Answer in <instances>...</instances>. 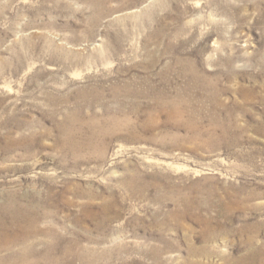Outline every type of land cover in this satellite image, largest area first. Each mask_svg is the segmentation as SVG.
Listing matches in <instances>:
<instances>
[{"label": "rangeland", "instance_id": "obj_1", "mask_svg": "<svg viewBox=\"0 0 264 264\" xmlns=\"http://www.w3.org/2000/svg\"><path fill=\"white\" fill-rule=\"evenodd\" d=\"M0 264H264V0H0Z\"/></svg>", "mask_w": 264, "mask_h": 264}, {"label": "bare ground", "instance_id": "obj_2", "mask_svg": "<svg viewBox=\"0 0 264 264\" xmlns=\"http://www.w3.org/2000/svg\"><path fill=\"white\" fill-rule=\"evenodd\" d=\"M26 213V212H25ZM13 229V228H12ZM13 260V259H12Z\"/></svg>", "mask_w": 264, "mask_h": 264}]
</instances>
